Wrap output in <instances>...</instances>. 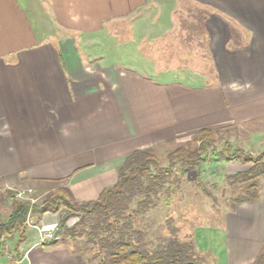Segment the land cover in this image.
Returning <instances> with one entry per match:
<instances>
[{"label": "crops", "instance_id": "0c3cea01", "mask_svg": "<svg viewBox=\"0 0 264 264\" xmlns=\"http://www.w3.org/2000/svg\"><path fill=\"white\" fill-rule=\"evenodd\" d=\"M197 1L208 7L203 58L212 69L189 80L156 77L166 72L140 52L157 35L185 31L178 0H0V194L65 180L75 198L92 200L138 149L175 146L202 129L264 128V0ZM228 165V173L247 166ZM260 190L226 222L195 232L212 264H255L264 177ZM58 215L36 218L22 259L11 262L12 250L0 264H88L81 238L39 243L40 227Z\"/></svg>", "mask_w": 264, "mask_h": 264}, {"label": "trees", "instance_id": "16d2710c", "mask_svg": "<svg viewBox=\"0 0 264 264\" xmlns=\"http://www.w3.org/2000/svg\"><path fill=\"white\" fill-rule=\"evenodd\" d=\"M213 133L211 129H202L193 140L176 147L169 153L168 166L160 163L153 147L132 152L119 167L117 182L105 187L96 199L78 200L70 188H65L64 193H47L40 203L32 204L17 198L15 190H4L0 194V205L9 203L10 210L6 216L0 211V260L8 254L6 249L11 244L17 254L10 256V261L15 263L22 259L20 244L27 238L30 212L41 216L46 212L62 211L59 226L64 227L73 215L80 216L79 222L66 228L64 234L86 238L88 264H212V259L198 250L193 238L183 240L171 235L150 248L145 232L135 219L156 206L162 195L171 193L172 184L180 181V173L192 166H201L210 150L218 152ZM229 151L223 149L217 155L227 161L252 163L246 170L227 174L231 185L240 184L243 188L236 201L258 199L260 179L264 176V154L253 156L243 148L231 154ZM58 240L46 243L56 244ZM255 264H264V248Z\"/></svg>", "mask_w": 264, "mask_h": 264}, {"label": "rangeland", "instance_id": "374dc122", "mask_svg": "<svg viewBox=\"0 0 264 264\" xmlns=\"http://www.w3.org/2000/svg\"><path fill=\"white\" fill-rule=\"evenodd\" d=\"M177 11L178 24L185 31L179 34L157 35L156 38H151V42L143 46L142 43L140 52L145 55L149 53L155 55L154 66L150 67L155 70V73L166 72L165 75H156L158 78L172 79L177 77L175 74H178L192 80L198 72L209 75L212 67H209L207 59L203 58L207 57L208 51V35L205 31L208 7L202 6L197 0H178ZM139 67L147 68L142 63L139 64ZM213 131V141L218 152L223 149H230L229 154H231L236 149L243 148L245 153H250L253 156L264 154V128L261 129L256 125L232 126ZM193 138L187 142L193 140ZM187 142L155 149L160 163L168 166L170 164L169 153ZM218 152L215 154L210 150L207 160L201 166H192L186 172L180 173V181L177 184H172L171 193L162 195L156 206L147 213L137 216L135 220L139 224L137 225L138 222L136 221L135 223L145 232V241L150 248L155 247L171 235L178 236L183 240L191 238L195 240L194 236L198 228L226 222L227 215L235 211L239 203L236 201V197L242 192L243 188L240 184L231 185L227 179V174H232L228 173L230 170L228 164L238 161L221 159L217 155ZM246 164V169L252 166V163ZM65 188H69L68 182L62 180L54 185H41L30 182L24 188L7 189L15 190L17 198L37 204L41 202L42 197L47 193L57 191L64 193ZM62 208L64 209V207ZM9 210V203L0 205V211L5 216ZM63 214L64 212H59V223L56 224L55 228V233L57 234L59 230L61 237L65 236L66 228L74 227L80 220V216L76 214L66 221L64 227L59 226ZM36 218H39V215L30 212L28 225L32 224ZM43 228L44 226L40 227V230ZM73 238L84 240L83 246L86 247L85 237L77 236ZM12 245L14 246V244ZM6 250L7 252L14 251L11 246H8ZM198 250L200 249L198 248ZM6 254L3 256H7Z\"/></svg>", "mask_w": 264, "mask_h": 264}, {"label": "built area", "instance_id": "2783aa9c", "mask_svg": "<svg viewBox=\"0 0 264 264\" xmlns=\"http://www.w3.org/2000/svg\"><path fill=\"white\" fill-rule=\"evenodd\" d=\"M55 228L56 225L44 226V228L41 230L43 233L40 235L39 243H45L48 240L57 239L59 234L55 233Z\"/></svg>", "mask_w": 264, "mask_h": 264}, {"label": "water", "instance_id": "95a60500", "mask_svg": "<svg viewBox=\"0 0 264 264\" xmlns=\"http://www.w3.org/2000/svg\"><path fill=\"white\" fill-rule=\"evenodd\" d=\"M59 233V230L57 231V234ZM23 264H29V259L26 257L23 260Z\"/></svg>", "mask_w": 264, "mask_h": 264}]
</instances>
